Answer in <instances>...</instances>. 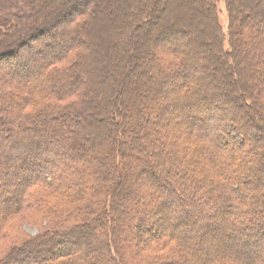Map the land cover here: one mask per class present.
<instances>
[{"label":"trees","instance_id":"16d2710c","mask_svg":"<svg viewBox=\"0 0 264 264\" xmlns=\"http://www.w3.org/2000/svg\"><path fill=\"white\" fill-rule=\"evenodd\" d=\"M113 1L0 0V264H264V0Z\"/></svg>","mask_w":264,"mask_h":264},{"label":"rangeland","instance_id":"374dc122","mask_svg":"<svg viewBox=\"0 0 264 264\" xmlns=\"http://www.w3.org/2000/svg\"><path fill=\"white\" fill-rule=\"evenodd\" d=\"M46 2L47 1V5H45V9L47 10H49L50 9V11H49V13L51 12V10H52V8L54 7V5L56 4V3H54V2H56V0H39V3H42V2ZM113 1V0H112ZM112 4H113V7L116 5L115 4V1H113L112 2ZM219 6H220V21H221V23H222V25H223V28H224V31H225V33H226V42H225V46L226 47H228L229 46V37H228V26H229V19H228V12H227V9H226V6H225V2L223 1V0H220L219 1ZM112 7V6H111ZM112 7V8H113ZM46 10H44V11H46ZM47 10V11H48ZM113 11V10H112ZM105 13H107V12H105ZM108 14H111V13H108ZM36 16H39V15H36ZM109 15H106L105 17H108ZM26 24V26H27V23H25ZM102 28V27H101ZM103 29L104 30H107L106 29V26H104L103 27ZM66 32H67V25L66 24H63L62 26H60L58 29L56 28V29H54V31L52 32V34L50 33V34H48L47 35V39H49L50 37H57V36H60L61 34L62 35H64V33L66 34ZM45 39H42V40H39V41H37V43L38 44H41V43H43L42 41H44ZM113 40H115V39H113ZM46 41V40H45ZM111 43H109V45H110ZM111 52V51H110ZM111 56V54L109 55V57ZM108 57V58H109ZM105 63V61H103L102 60V63L101 64H104ZM103 69V68H102ZM257 74H256V71L254 72V75H253V73H252V76H251V80H253L254 81V76H256ZM239 110V109H238ZM240 111V110H239ZM241 112V111H240ZM253 142V141H252ZM77 143H76V146H73V147H77ZM74 148V149H75ZM264 149V148H263ZM138 186V185H137ZM144 188H146V187H144ZM143 188V189H144ZM147 189L148 190H146L145 192H143L142 194H141V196H143V197H147L148 195L150 196V197H152V195H151V193L149 192V188H148V186H147ZM137 191H138V193L140 194V192H141V188H140V186L138 187V189H137ZM148 196V197H149ZM147 197V198H148ZM152 199V198H151ZM14 205V204H13ZM40 218L39 217H34V218H29L28 220L26 219V220H23L22 221V219L20 220V221H18L17 223H16V226L14 227V232H16V233H20V234H23V235H29V234H36L40 229H42V224L40 225Z\"/></svg>","mask_w":264,"mask_h":264}]
</instances>
